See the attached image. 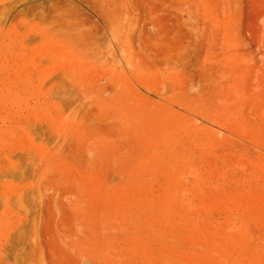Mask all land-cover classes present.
Masks as SVG:
<instances>
[{
  "label": "rangeland",
  "instance_id": "1",
  "mask_svg": "<svg viewBox=\"0 0 264 264\" xmlns=\"http://www.w3.org/2000/svg\"><path fill=\"white\" fill-rule=\"evenodd\" d=\"M34 1L13 2L0 17V264H182L177 260L186 258L188 243L197 247V261L208 257L207 246L214 264H264V0H179L176 8L162 0H131L133 10L124 12L133 13L129 25L141 65L159 72L149 81L168 74L185 92L193 83L198 98L217 88L204 69L226 74L230 123L213 135L211 147L188 146L184 156L191 167L179 170L150 166L146 153L155 127L148 122L138 126L137 136L117 135L110 119L68 105L67 92L52 96L48 106L43 95L13 103L1 97L8 79L32 78L22 89L42 85L45 92L55 90L52 81L61 73L39 49L41 34L60 25L31 23L30 5L55 1L68 13L83 9L74 0ZM169 60L181 64L174 69ZM133 87L148 101L169 106L142 85ZM58 115L64 123L56 130ZM93 133L107 147L94 166L84 167L73 147ZM40 152L57 158L63 172L43 175ZM78 182L90 193L83 204L72 193ZM222 252L225 263L216 255Z\"/></svg>",
  "mask_w": 264,
  "mask_h": 264
},
{
  "label": "bare ground",
  "instance_id": "2",
  "mask_svg": "<svg viewBox=\"0 0 264 264\" xmlns=\"http://www.w3.org/2000/svg\"><path fill=\"white\" fill-rule=\"evenodd\" d=\"M33 1L34 0H0V17L4 16V14L9 11L13 2L28 3ZM74 1L81 5L83 9L81 10V8H79L78 12L75 10L73 13H68L70 11L69 9L67 12L63 8H59L55 1L51 3L47 2L45 4L36 3L30 5L29 8L27 7L30 13L31 23L36 22L37 24L45 23L46 25H60L57 27V30L43 32L39 43V49L43 54L44 59L61 68L60 75L52 81L55 90H46L43 92L44 87L39 85L34 88L30 87L32 89L30 90L29 88L28 91L25 90V88L32 84L34 80L29 77L24 79L14 77L10 80L8 79V81L5 82L6 84L4 83L5 87L1 93V97L13 103L22 101L23 96H25V98H33L34 100L37 96L40 97V95H43L44 102L41 101V103L48 106L50 104L49 101L52 98H55L52 96L55 94L62 95L67 92L70 95L67 97L65 96V98L63 96L65 99L63 100L68 105H77L80 109L94 110L92 116L97 120L102 118L110 119L112 125H110L109 130L115 131L117 135L119 133L124 136L129 132L135 134L140 128L138 127L139 125L142 126L148 122L150 123L149 126L152 128L155 127L153 135L151 136L152 138H150L151 142L148 143L149 148L146 147L148 150V153H146L148 157L146 159H148L150 166H153L156 169L169 168L170 170H179L185 169L186 167L190 169L191 166L189 167L188 158L184 156L191 150H189L188 146H192V143L198 142V144L203 145L205 148L211 147L212 144H215L213 143V139H215V137L213 138V135L215 136V134L224 132L227 129V125L230 123L232 112L230 111L231 107L229 108V93H224L225 87L223 82L226 78L225 72L223 70H214L212 68L204 69L205 72L209 70V72H206L208 81L217 88L211 95L208 94L209 92H206L205 94L199 95L200 97L198 96V98H195L196 96L191 92V90H194V88H192L194 85L193 83H190L187 86V95L184 90H181L182 88L178 89L172 81L170 82L168 74H161L162 76L160 75L161 79L159 81H149L151 78L155 79L159 72L156 71L157 69L154 70L151 67L147 68L142 66L140 63V55L142 54H139L138 51L133 49L135 29L133 25H129L133 13L128 12L131 17L124 14V12L128 10L130 11L129 8L132 9L133 2L131 0ZM163 1L170 5H167L168 7L175 6L174 8H176L179 4V0H162L161 2ZM139 2L142 1L140 0ZM161 6H164V3ZM128 17L131 19L130 22ZM75 25H89V29L79 28ZM118 54L120 58L118 57ZM171 62L174 69L181 64H179L178 61L172 60ZM8 73L11 75L10 71H8ZM127 74L133 76V80L129 79ZM48 81L51 82L50 80ZM134 84L142 85L159 100L167 102L169 106H166V108L161 106L160 102L148 101L143 94L133 87ZM24 86L26 87L23 90L22 87ZM195 89H197V86ZM162 90L165 92L163 93ZM39 97H37V99ZM60 97L61 96H59V98ZM172 103H174L178 110H174L171 107ZM162 109L165 110V113H168V117L171 119V126L166 123L167 120L161 118L162 116H166L164 115V112L161 111ZM63 123V116L58 115L56 120H53L52 128L56 130L60 129ZM145 126L146 125H144V127ZM168 126L172 127L171 129L173 131L170 129V132H167V130L169 131ZM144 127H142L143 130ZM145 129H147V127H145ZM150 130H146L147 132L145 131L147 136ZM96 133L95 135L93 133L88 136H82V138L78 137V139L75 140L73 149L74 152L77 154L79 153V156L80 154L82 155L84 167L94 166L99 158L100 152L106 145H104V141L101 140ZM135 135L133 138H135ZM147 138H149V136ZM133 140L136 144L135 141L137 140ZM2 143L3 139L0 137V144ZM76 153H73V155L75 154V156H77ZM37 156L39 157L37 158V161L39 160L38 162L40 163L39 168L43 175L47 172H63V164L57 158L55 159L47 156L42 152ZM108 161L109 165L107 166H112V159ZM208 172L209 171L207 170V173ZM118 174H120V172ZM81 183L78 182L77 187L72 191L79 204L86 202L90 194L87 191L88 188H86L85 183L83 185ZM192 226L193 225H191V227ZM189 231L191 230L189 229ZM215 237H218V235ZM172 240L175 239L172 238ZM182 242L185 244L184 241ZM188 244H185L184 246L186 248V258L183 260V257H179L177 262L179 261L182 264H214L211 263L212 261L210 262L208 260V257L214 255L212 250L207 248V246H202L206 244L200 243L204 251L208 253V257L201 258V260H199V258L198 261L196 257L198 255L196 254L197 247ZM64 245L65 243H63L62 246L64 247ZM65 247L68 249L66 245ZM70 250L69 252H71ZM174 254L172 256H174ZM216 255L221 262L225 263L226 255H224L223 252ZM87 261L91 262L92 260ZM132 261L133 260L130 261V264H134Z\"/></svg>",
  "mask_w": 264,
  "mask_h": 264
}]
</instances>
